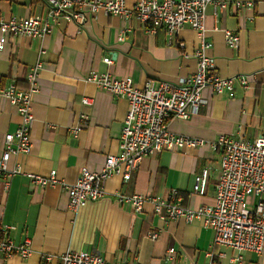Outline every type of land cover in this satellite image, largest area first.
Here are the masks:
<instances>
[{
	"label": "crops",
	"instance_id": "crops-1",
	"mask_svg": "<svg viewBox=\"0 0 264 264\" xmlns=\"http://www.w3.org/2000/svg\"><path fill=\"white\" fill-rule=\"evenodd\" d=\"M139 0H124L133 7ZM228 6L214 11L206 8L204 40L211 44L207 55L220 77L247 75L250 86H235L233 93L216 94L207 87L202 91L205 104L188 120L173 119L168 129L180 136L202 139L208 145L180 151H164L144 158L129 182L109 179L104 195L73 212L68 194L59 186L40 188L29 175L56 178L71 185L85 168L98 172L106 155L119 153V135L127 111V102L99 90L86 81L89 74L108 73L131 78L142 88L146 81L154 85L165 81L179 83L195 72L193 56L198 34L189 28L180 30L170 41L165 31H144L131 17L108 16L98 12L78 27L58 19L41 39L1 34L0 90L14 85L26 91L30 69L41 62L38 91L32 97L34 122L30 132L28 156L11 154L7 169L20 166L19 174L6 188L0 179V229L8 226V238L21 245L30 241L27 259L17 256L0 264H57L65 251L99 254L110 262L140 264H264V252L237 253L228 248L212 247L214 233L199 221L182 219L163 221L146 207L141 213L119 206L115 194L152 195L167 198L176 191L182 205L196 209L213 205L215 173L219 152L209 143L220 136L252 141L264 129V0H225ZM249 4V5H248ZM46 0H0L4 21L44 15ZM238 35V45L230 49L224 32ZM111 59L107 65L103 59ZM92 99L83 106L82 99ZM84 116L82 128L73 136L69 129ZM19 124L16 108L0 96V154L4 135ZM211 170L203 196L190 193L193 177L202 168ZM157 233L156 240L148 238ZM173 249L172 256L168 250ZM42 257H50L46 262Z\"/></svg>",
	"mask_w": 264,
	"mask_h": 264
},
{
	"label": "built area",
	"instance_id": "built-area-1",
	"mask_svg": "<svg viewBox=\"0 0 264 264\" xmlns=\"http://www.w3.org/2000/svg\"><path fill=\"white\" fill-rule=\"evenodd\" d=\"M249 5V4H248ZM211 6L219 11L228 6L225 0H139L133 7L126 8L124 0H46L44 15H32L24 19L4 21L0 16V33L13 37L41 39L50 32L51 23L58 19L82 26L88 16L102 12L108 16L135 18L144 31L156 34L164 30L169 40L184 28L198 34L199 42L193 56L196 61L195 72L179 83L159 82L154 85L146 81L142 88L133 85L131 78H117L108 73L89 74L86 81L95 85L115 98L127 102V111L119 135V153L106 155L104 165L98 172L83 168L79 176L66 185L56 178L54 171L46 177L29 175L31 183L40 188L59 186L68 194V208L77 211L90 202L99 200L104 195L106 182L118 177L122 182L130 181L140 162L146 157L162 154L164 151L195 149L208 145L202 139L176 135L168 129L173 119L188 120L205 104L202 91L209 87L216 94L224 91L233 93L235 86L249 88V77L238 75L220 77L212 59L207 55L211 44L204 40V21L206 8ZM226 45L235 49L238 35L224 32ZM4 40L0 39V51ZM110 65L111 59H103ZM38 61L28 73V89L19 91L14 85L0 90V96L16 108L19 124L13 133L4 135L3 151L0 154V179L5 187L13 176L20 172L16 165L7 169L11 154L28 156L31 149L30 132L34 118L31 111L32 97L39 92L37 78L41 70ZM83 106H91L92 99L83 98ZM84 116L69 129L73 136L82 128ZM213 151H218L219 162L215 173V197L213 205H202L196 209L184 207L176 191L168 193L167 198L134 193L114 196L119 206L130 208L134 213H141L146 207L152 208L155 215L163 221L182 219L191 224L199 221L204 228L214 235L212 247L228 248L237 253L250 251L256 254L264 252V129L252 141L226 136L218 137L209 143ZM209 167L202 168L199 175L193 177L192 194L203 196L210 178ZM12 227L0 229V255L5 258L17 256L27 259L31 254L30 241L16 245L8 238ZM157 233H150L149 239L156 240ZM168 255L172 256L173 249ZM46 262L50 257H42ZM57 264H140L139 262L105 261L99 254L65 251L58 257ZM207 264H216L209 261Z\"/></svg>",
	"mask_w": 264,
	"mask_h": 264
}]
</instances>
